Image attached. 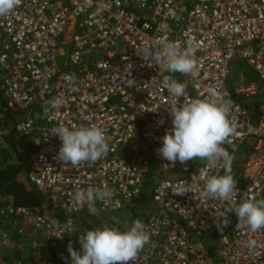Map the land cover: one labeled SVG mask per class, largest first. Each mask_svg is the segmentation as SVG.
<instances>
[{
	"label": "built area",
	"instance_id": "1",
	"mask_svg": "<svg viewBox=\"0 0 264 264\" xmlns=\"http://www.w3.org/2000/svg\"><path fill=\"white\" fill-rule=\"evenodd\" d=\"M235 59L261 83L230 87ZM261 96L264 0H0V170L13 123L42 196L0 197V252L32 227L43 261L14 264L79 252V218L134 208L155 162L156 211L115 235L116 262L90 264H264Z\"/></svg>",
	"mask_w": 264,
	"mask_h": 264
},
{
	"label": "rangeland",
	"instance_id": "2",
	"mask_svg": "<svg viewBox=\"0 0 264 264\" xmlns=\"http://www.w3.org/2000/svg\"><path fill=\"white\" fill-rule=\"evenodd\" d=\"M65 49L67 50L68 47H66ZM247 78L255 83H261L257 74H255L254 69L249 64H247L246 62H242L239 59H235L234 62L232 63V73L228 80L229 86L236 87L242 81H246ZM0 101L2 102V99H0ZM15 142L16 145L20 148V150H23L27 148V146H29L28 140L26 141L24 138L21 137L16 136ZM153 165L154 166H152L151 168V176L147 181L148 184L145 185V188L143 190L144 193L143 200L140 203H135L134 208H127L115 214L105 213L103 214L102 218L90 221V222H95L94 228L98 236L100 249L106 248L108 250L106 252V257H110V258L113 257V254L109 251V245L116 234L120 233L122 230L125 229V227L129 226L131 218L133 216L137 220H139L140 218H142V216H145L144 214L146 212L154 213L156 211V206L155 204L152 203L149 197V192L151 186L160 177L159 174L156 172V168H155L157 164L153 162ZM171 175H172L171 173L164 174V176H171ZM33 192L38 198V200L42 198L40 193L36 191ZM101 220H103L104 222L103 225L100 224L99 222ZM222 225H225L227 227V231H229V225L227 224V222H225ZM29 231H31L30 235L29 236L27 235V238L23 240L21 238H18L17 240L15 238L11 239L14 240L12 241V243L14 244H18L20 242L19 246L14 245L6 249L5 252H0V264H14V262L18 259H24L28 262L43 260V256L40 254V251L35 250L34 242L35 241L37 242V240L39 242H44V237L39 232H36V230L33 227L29 228ZM86 231H85V235H86L85 243L83 247L79 250V252L66 251L65 256H67V258L65 260V264H90L91 259L95 257L94 256L96 255L94 248L95 242L91 237V235ZM227 231L224 234L228 233ZM13 236L14 235H11L10 238ZM218 238L213 237L211 239H208L206 243L209 245V247L213 248ZM17 247H21V249ZM60 253L63 254L64 252L62 251Z\"/></svg>",
	"mask_w": 264,
	"mask_h": 264
},
{
	"label": "trees",
	"instance_id": "3",
	"mask_svg": "<svg viewBox=\"0 0 264 264\" xmlns=\"http://www.w3.org/2000/svg\"><path fill=\"white\" fill-rule=\"evenodd\" d=\"M253 111V119L258 120L263 115L264 109V96L258 97L255 100ZM40 119L42 117L41 110H39ZM13 123L8 124V128L10 127V136H9V153H7L5 157V162L7 163V167L0 170V197L3 199L6 198L8 200H13L14 205L18 207H35L40 203V199L36 197L34 194L33 188L28 184L27 179L25 177V167L24 163L27 160L29 153L33 151L32 146H27V148L20 150V148L16 145L15 137L16 134L13 130ZM15 154L17 157L16 162L8 161L11 158L10 154ZM154 166V165H153ZM156 168V166H155ZM237 172V169H236ZM149 176H151V171ZM149 179V178H148ZM5 203L0 200V209L3 208ZM83 223L84 228L91 235L95 242V258L101 262L113 261L116 262L115 257H106V252L108 251L106 248L100 249V243L98 242V236L95 231V222H90L85 218H79ZM2 217L0 215V236L3 230V222ZM227 231V227L225 225H220L215 231L210 233L207 237L203 238V240L211 239L213 237L218 238L223 235ZM15 238V237H14ZM17 240V238H15ZM206 242V241H205ZM60 252H64L60 256L56 255V251L52 250L50 252L49 258L55 264H65V260L67 256H65V250L63 248L58 249ZM21 260V259H18ZM43 261V260H42Z\"/></svg>",
	"mask_w": 264,
	"mask_h": 264
},
{
	"label": "crops",
	"instance_id": "4",
	"mask_svg": "<svg viewBox=\"0 0 264 264\" xmlns=\"http://www.w3.org/2000/svg\"><path fill=\"white\" fill-rule=\"evenodd\" d=\"M36 240V239H35Z\"/></svg>",
	"mask_w": 264,
	"mask_h": 264
}]
</instances>
